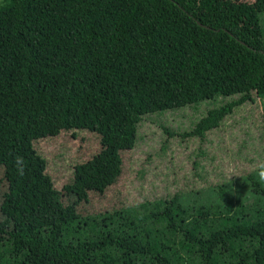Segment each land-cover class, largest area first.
<instances>
[{"label": "trees", "instance_id": "16d2710c", "mask_svg": "<svg viewBox=\"0 0 264 264\" xmlns=\"http://www.w3.org/2000/svg\"><path fill=\"white\" fill-rule=\"evenodd\" d=\"M4 0L0 149L218 98L204 139L264 96V0ZM175 193L29 231L0 227V264H264V185Z\"/></svg>", "mask_w": 264, "mask_h": 264}, {"label": "rangeland", "instance_id": "374dc122", "mask_svg": "<svg viewBox=\"0 0 264 264\" xmlns=\"http://www.w3.org/2000/svg\"><path fill=\"white\" fill-rule=\"evenodd\" d=\"M235 100L218 98L138 123L64 131L0 149V227L35 230L175 193L202 192L212 200L220 187L248 198L247 177H258L264 162V96L253 93L204 139L185 136ZM229 168L237 175H226Z\"/></svg>", "mask_w": 264, "mask_h": 264}, {"label": "clouds", "instance_id": "9594fccd", "mask_svg": "<svg viewBox=\"0 0 264 264\" xmlns=\"http://www.w3.org/2000/svg\"><path fill=\"white\" fill-rule=\"evenodd\" d=\"M226 175L229 177L236 176L237 173L235 172L234 168L227 169ZM257 175L259 178V181L264 182V162H261L257 165Z\"/></svg>", "mask_w": 264, "mask_h": 264}]
</instances>
